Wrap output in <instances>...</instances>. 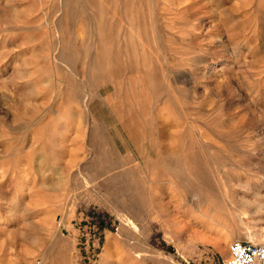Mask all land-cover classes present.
I'll use <instances>...</instances> for the list:
<instances>
[{"label": "rangeland", "instance_id": "1", "mask_svg": "<svg viewBox=\"0 0 264 264\" xmlns=\"http://www.w3.org/2000/svg\"><path fill=\"white\" fill-rule=\"evenodd\" d=\"M233 241L264 245V0H0V264Z\"/></svg>", "mask_w": 264, "mask_h": 264}, {"label": "built area", "instance_id": "2", "mask_svg": "<svg viewBox=\"0 0 264 264\" xmlns=\"http://www.w3.org/2000/svg\"><path fill=\"white\" fill-rule=\"evenodd\" d=\"M224 264H264V245L233 241L229 246V258Z\"/></svg>", "mask_w": 264, "mask_h": 264}, {"label": "bare ground", "instance_id": "3", "mask_svg": "<svg viewBox=\"0 0 264 264\" xmlns=\"http://www.w3.org/2000/svg\"><path fill=\"white\" fill-rule=\"evenodd\" d=\"M97 26H98V25H97ZM81 76H82V75H81ZM99 83H100V82H99ZM78 114H79V113H78ZM78 114H77V115H78ZM152 127H153V126H152Z\"/></svg>", "mask_w": 264, "mask_h": 264}]
</instances>
